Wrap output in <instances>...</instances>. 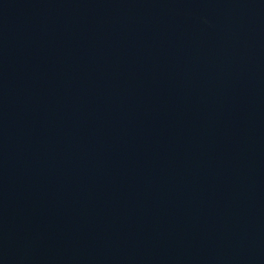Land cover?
Listing matches in <instances>:
<instances>
[{"label":"water","instance_id":"water-1","mask_svg":"<svg viewBox=\"0 0 264 264\" xmlns=\"http://www.w3.org/2000/svg\"><path fill=\"white\" fill-rule=\"evenodd\" d=\"M0 264H264V0H0Z\"/></svg>","mask_w":264,"mask_h":264}]
</instances>
